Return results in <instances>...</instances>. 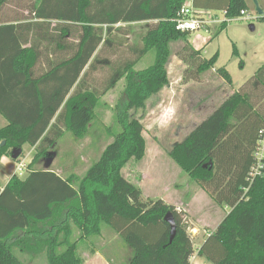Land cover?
Segmentation results:
<instances>
[{
    "label": "trees",
    "instance_id": "1",
    "mask_svg": "<svg viewBox=\"0 0 264 264\" xmlns=\"http://www.w3.org/2000/svg\"><path fill=\"white\" fill-rule=\"evenodd\" d=\"M184 1L69 0L56 10L53 0H0V9L22 5L26 15L21 19H43L13 24L14 16L0 23V29L8 31L17 26L38 27V35L24 48L16 34L6 33L0 52L4 57L0 60V114L7 120L0 128V141H5L0 157L11 156L13 148L24 144L35 150L28 176L22 180L13 175L0 188V264H27L18 253L42 255L46 264H82L77 241L100 235L102 223L130 248L127 264H190L195 249L181 213L161 199L144 201L140 188L121 173L129 159L140 161L145 155L143 126L133 110H143L146 100L168 84L170 43H183L177 55L185 65V81H199L215 66L217 52L203 57L201 48L195 49L188 41L190 33L175 28L174 19ZM191 1L196 8L223 11L220 30L228 20L240 17L241 10L247 11L245 0ZM50 20L74 25L59 23L55 28L79 27L78 42L60 66H48L36 75L33 68L39 55L35 42L44 39L51 44ZM136 21H155L142 37L139 52L141 56L154 49L153 63L137 71V56L114 70L102 93L91 90L84 69H94L93 58L100 45L112 43V27ZM111 32L110 38L103 36ZM233 54H238L235 46ZM216 71L230 82L224 68ZM120 79L126 81L115 111L120 131L112 133L113 140L84 176L62 177L53 170L31 168L65 131L82 138L100 98ZM15 105L19 110L11 112ZM263 131L264 63L242 91L226 97L168 152L213 201L229 208L198 247V253L211 264H264V167L252 182L248 180ZM167 212L175 223L172 239L170 225L164 220ZM73 228L80 233L74 241Z\"/></svg>",
    "mask_w": 264,
    "mask_h": 264
},
{
    "label": "rangeland",
    "instance_id": "2",
    "mask_svg": "<svg viewBox=\"0 0 264 264\" xmlns=\"http://www.w3.org/2000/svg\"><path fill=\"white\" fill-rule=\"evenodd\" d=\"M245 1L249 8L248 19L234 18L220 30L221 21L225 20L224 13L212 10L219 21L206 25L189 36L188 41L199 46L198 48L208 42L201 52L203 57L209 58L217 52L213 69L203 73L199 81H185V65L177 55L183 43H170V56L166 64L168 84L146 100L143 110H133L143 126L145 155L140 161L129 159L121 173L130 183L140 188L144 201L161 199L166 204L173 205L187 224V232L194 245L199 241L197 232L207 231V225L213 226L223 209L227 212L229 208L213 201L197 182L178 167L168 152L174 142L184 139L226 97L235 91H242L246 81L263 65L264 20L260 17H264V10L258 16L254 0ZM256 1L259 7L264 8V0ZM68 2L69 0H53L56 10H61ZM154 23L155 21L121 23L112 27V43L100 45L99 53H95L93 58L95 68H86L87 83L91 90L102 93L108 79L120 64L140 56L142 37ZM113 32L104 33L103 36L110 38ZM234 46L237 55L233 54ZM154 59L155 51L150 49L140 56L134 69L143 70ZM217 68H224L229 73L230 82L218 74ZM125 82L120 79L100 98L94 109L93 120L82 138L65 131L46 155L37 159L31 168L53 170L63 177L69 174L78 179L83 177L106 145L113 140L112 133L120 131L115 111L124 96ZM34 155V148L26 144L23 152L13 159L14 164L22 162L24 172L28 170V164ZM194 234L196 238H192ZM79 236V231L73 228L72 240ZM77 253L83 260L82 264H103V260L109 264H127L132 254L123 239L106 223L101 224L100 235L77 241ZM18 256L28 264H46L42 255L35 258L34 255L18 253ZM202 261L210 264L206 259Z\"/></svg>",
    "mask_w": 264,
    "mask_h": 264
},
{
    "label": "crops",
    "instance_id": "3",
    "mask_svg": "<svg viewBox=\"0 0 264 264\" xmlns=\"http://www.w3.org/2000/svg\"><path fill=\"white\" fill-rule=\"evenodd\" d=\"M245 3H246V1H245ZM246 5H247V3H246ZM260 8L262 11L264 10L263 7H260ZM246 12H247V14H249L248 5H247V11ZM25 15H26V10L24 7H22V5L18 4L17 6H13V5L8 4V5H5L4 7H2L0 9V20H1L0 23L4 24L5 20H9L10 18H13L14 16H16V20L13 21V24H19L22 22L33 23V22L43 21V19H36V18L28 19V20L21 19V16H25ZM231 20H228V22ZM49 22H50L49 33L51 34V36H53L51 38L52 39L54 38V39L52 40V42L49 46L47 44V41L44 39L36 40L35 44H36V49L38 51L37 53L39 55V57L36 61V64L34 65V68H33V72H35L36 75H39L40 73L45 71L48 66H49V68H53L54 66H60L62 64V62L65 61L73 53V44H74V42H78V35L80 34L79 27H63V28H57L56 27L55 28L56 24L70 23V22H64V21L62 22V21H57V20H50ZM141 22H150V21H141ZM134 23H138V22L137 21L136 22H126V23H122V24H134ZM70 24H72V23H70ZM118 24L120 25L121 23H118ZM15 29H16L15 31H13V30L8 31L5 29H0V52H3V50L1 48H4V45L6 44V40H4L5 39L4 35H6V33H12V35L16 34L18 40L20 42H22L23 48L28 47L30 39L33 36L38 35V33H37L38 27L31 26L29 29H26L24 27L17 26ZM42 33H44V32H41V34ZM190 34L188 35V39H189ZM9 36H11V34ZM26 38H27V41H25ZM23 42H25V43H23ZM190 43H191V41H190ZM207 44H208V42L206 44H204L202 47H200V48H202L201 50H203ZM193 47L195 49H200V48H198L199 46L193 45ZM3 59H4L3 54H1L0 60H3ZM86 68L84 69V71L86 70ZM82 74H81V76H82ZM74 89H75V86H73V88L71 89V91L68 94V96L66 97V99L71 95V93L73 92ZM62 106H61V108H62ZM61 108L58 110L57 113L60 112ZM11 109H13L11 112L15 111L16 109L19 110V108L16 105H15V108H11ZM6 124H7V120L0 114V128L4 127ZM24 146H26V144H24L21 147V152H23ZM30 147L32 149L34 148L32 146H30ZM2 157H7L8 162L6 164H0V188H3L7 184V182L11 178V176H13V175L17 176L18 178H20L22 180L28 176L30 168H28V170H26L24 172L20 171V172L13 173L11 169H12V164H14V161L11 158V156H2ZM36 170H40V169H36ZM56 174L59 175V173H57V172H56ZM69 175H71V174H69ZM224 210H225V208L221 212L222 215L219 217V219H217L216 223L213 226L207 225V227H209V229L207 231L203 230L202 232H200V231L197 232V237H198L199 241L196 245L193 244L195 251L193 253V256L190 259V264H206L205 262L202 261V259H206V258L198 253V247L203 242V240L205 239L207 234L212 232L217 227V225L221 222V220L225 217V215L228 213V211L225 212ZM203 225H205V224H203ZM195 236H196V234H194L192 236V238ZM25 255H27V254H25ZM95 255L98 256V253H95ZM33 257L37 258V255H35ZM23 261L25 262V259ZM206 261H208V260L206 259ZM103 264H109V262L106 260H103Z\"/></svg>",
    "mask_w": 264,
    "mask_h": 264
},
{
    "label": "built area",
    "instance_id": "4",
    "mask_svg": "<svg viewBox=\"0 0 264 264\" xmlns=\"http://www.w3.org/2000/svg\"><path fill=\"white\" fill-rule=\"evenodd\" d=\"M223 12V11H222ZM224 13V12H223ZM240 17H246L248 19V14L246 11L241 10ZM219 19L215 12L210 9L196 8L193 6L191 0H185L184 3L179 8L176 18L174 19L175 28L181 32L194 33L200 29L206 27L211 23L218 22ZM222 22V21H221ZM262 138L260 139L255 151L254 158L255 163L251 167L249 174V182H252L255 177L261 174L264 167V131L262 133ZM24 168V164L18 163L12 165V172H20Z\"/></svg>",
    "mask_w": 264,
    "mask_h": 264
},
{
    "label": "water",
    "instance_id": "5",
    "mask_svg": "<svg viewBox=\"0 0 264 264\" xmlns=\"http://www.w3.org/2000/svg\"><path fill=\"white\" fill-rule=\"evenodd\" d=\"M254 3L256 5V12L258 14V16H261L263 14V11L261 10V8L258 6L257 1L254 0ZM5 141L2 140L0 141V146L4 145ZM21 153V148H13L11 150V158L15 159L19 156V154ZM203 167H206V164L203 165ZM164 220L169 223L170 225V229H171V233H170V239H172L173 234H174V229H175V223L172 217V214L170 212H167L164 216Z\"/></svg>",
    "mask_w": 264,
    "mask_h": 264
},
{
    "label": "clouds",
    "instance_id": "6",
    "mask_svg": "<svg viewBox=\"0 0 264 264\" xmlns=\"http://www.w3.org/2000/svg\"><path fill=\"white\" fill-rule=\"evenodd\" d=\"M8 162L7 157H0V164H6Z\"/></svg>",
    "mask_w": 264,
    "mask_h": 264
},
{
    "label": "bare ground",
    "instance_id": "7",
    "mask_svg": "<svg viewBox=\"0 0 264 264\" xmlns=\"http://www.w3.org/2000/svg\"><path fill=\"white\" fill-rule=\"evenodd\" d=\"M194 231V230H193Z\"/></svg>",
    "mask_w": 264,
    "mask_h": 264
}]
</instances>
